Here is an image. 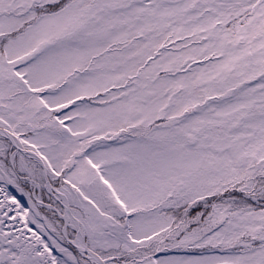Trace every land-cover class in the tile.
I'll list each match as a JSON object with an SVG mask.
<instances>
[{
	"label": "snow or ice",
	"instance_id": "1",
	"mask_svg": "<svg viewBox=\"0 0 264 264\" xmlns=\"http://www.w3.org/2000/svg\"><path fill=\"white\" fill-rule=\"evenodd\" d=\"M0 264H264V0H0Z\"/></svg>",
	"mask_w": 264,
	"mask_h": 264
},
{
	"label": "rangeland",
	"instance_id": "2",
	"mask_svg": "<svg viewBox=\"0 0 264 264\" xmlns=\"http://www.w3.org/2000/svg\"><path fill=\"white\" fill-rule=\"evenodd\" d=\"M45 202H47V197H45Z\"/></svg>",
	"mask_w": 264,
	"mask_h": 264
}]
</instances>
